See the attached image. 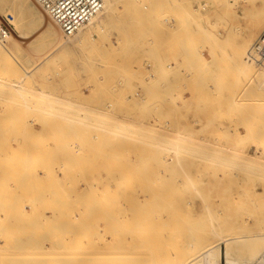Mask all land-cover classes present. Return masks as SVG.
<instances>
[{"label":"rangeland","instance_id":"1","mask_svg":"<svg viewBox=\"0 0 264 264\" xmlns=\"http://www.w3.org/2000/svg\"><path fill=\"white\" fill-rule=\"evenodd\" d=\"M116 1L83 41L0 0V264H180L207 234L264 264V85L233 59L264 0Z\"/></svg>","mask_w":264,"mask_h":264},{"label":"bare ground","instance_id":"2","mask_svg":"<svg viewBox=\"0 0 264 264\" xmlns=\"http://www.w3.org/2000/svg\"><path fill=\"white\" fill-rule=\"evenodd\" d=\"M121 1V0H120ZM182 1V0H181ZM103 2V7L102 9L96 14L94 15L89 22L85 23L77 32L75 35H77L78 33H81V31L83 29H86V27H89V25H95L96 29H87L86 31H84V33L82 32L81 34V38L83 41H88L90 38H92V36L95 34V32L98 30V24H103L105 22L108 21V16L109 13H113L116 12V0H102ZM172 2V1H171ZM175 4V3H174ZM177 4V3H176ZM138 5V4H137ZM169 6V5H168ZM176 6V5H173ZM123 7V6H122ZM181 7V6H180ZM45 11V10H44ZM185 14V13H184ZM186 16V15H185ZM260 16L258 22L253 26V24L250 26V28L248 27V29L244 32L243 35H241L240 39L237 42V38H236V45H235V50H234V56L233 59L235 57L236 63L237 65V71L239 74H247L248 72L251 73L252 75H254L253 77H257L259 78L258 80H256V83H259L260 85H264V68L263 70H258L257 67L259 68L258 65H256L254 63V61H252L249 57V45L252 42V40L256 37L257 33L260 32V26H262L264 24V12H260V14L258 15ZM182 17V16H181ZM99 18H101V20H99ZM175 18V17H173ZM185 18V17H184ZM141 20V19H140ZM171 19H169L170 21ZM176 20V19H175ZM190 20V19H189ZM257 20V18H256ZM130 21V20H129ZM173 21V20H172ZM177 22V21H176ZM263 22V23H262ZM170 23V22H169ZM178 23V22H177ZM176 23V27L177 24ZM186 23V22H185ZM194 23V22H193ZM172 24V23H171ZM15 25L16 27L18 26L17 21H15ZM229 25V24H228ZM264 26V25H263ZM227 27V26H226ZM18 28V27H17ZM60 28V27H59ZM172 28H174L172 26ZM205 28V27H204ZM229 28V27H228ZM262 28V27H261ZM61 29V28H60ZM202 29V28H201ZM192 30V29H191ZM203 30V29H202ZM226 30V29H225ZM259 30V31H258ZM170 31V30H169ZM172 31V29H171ZM177 31V30H175ZM184 31V30H183ZM187 31V30H186ZM264 31V30H263ZM262 31V32H263ZM63 32V31H62ZM261 32V33H262ZM172 33V32H171ZM174 33V32H173ZM176 33V32H175ZM64 34V33H63ZM259 34V33H258ZM74 35V36H75ZM173 35V34H172ZM9 36V35H8ZM8 36L6 38H8ZM174 36H176V34H174ZM73 37V36H72ZM6 38H0V42H2L0 44V67L3 68V70L5 71L4 74H6L8 71L11 72V74H15L17 72V66H18V60L14 57V55L10 52L9 48L7 46H4L3 41ZM69 38V37H68ZM185 38V37H184ZM184 38L182 40H184ZM4 39V40H3ZM180 39V38H179ZM235 39V37H234ZM185 41V40H184ZM3 44V45H2ZM180 44L181 41H180ZM188 44V43H187ZM235 44V43H234ZM183 46V45H182ZM182 46L180 47V49L182 48ZM187 46V45H186ZM57 47H61V45H58ZM56 47V48H57ZM184 48V46H183ZM186 51V50H185ZM176 52V51H175ZM229 55H232L231 52H228ZM226 53V55L228 54ZM233 53V52H232ZM228 55V56H229ZM59 55H55L53 56V59H57ZM182 56V55H181ZM173 59V58H172ZM54 61V60H53ZM234 61V60H233ZM52 63V61L50 63H48L47 65H50ZM235 63V64H236ZM20 65V64H19ZM172 66V65H171ZM235 68V70H236ZM2 70V71H3ZM2 73V72H1ZM0 73V74H1ZM18 73V72H17ZM3 74V75H4ZM8 74V73H7ZM6 74V75H7ZM13 74V75H14ZM30 74V73H29ZM4 75V77L6 76ZM18 76V74H17ZM238 76V75H237ZM7 77V76H6ZM12 77V75H11ZM240 77V76H239ZM238 77V78H239ZM232 78V77H231ZM239 80V79H238ZM241 80V79H240ZM244 81V80H243ZM17 84V83H16ZM233 84V83H232ZM0 85H5L4 81H0ZM11 85V84H10ZM18 86V85H16ZM15 86V87H16ZM20 87V86H19ZM18 87V88H19ZM26 89V88H25ZM12 132V131H11ZM1 140V139H0ZM29 149V148H28ZM27 149V150H28ZM18 165V164H17ZM37 165V164H36ZM35 166V165H34ZM50 167V166H49ZM13 174V173H12ZM6 176V175H5ZM3 196V195H2ZM14 201V200H13ZM13 204V203H12ZM9 213V212H8ZM14 214V213H13ZM243 229V228H241ZM246 230V229H245ZM231 231V230H230ZM77 232V231H76ZM227 232V231H226ZM240 232V231H239ZM88 233V232H87ZM213 233V232H212ZM263 234V233H262ZM201 236V235H200ZM213 237V235H211ZM194 237V236H193ZM192 237V238H193ZM210 235H205V236H201L199 238H193L190 239L192 240L191 243H187L189 245L190 248V253L188 254V256L185 258V260L180 261V264H221V262L225 264H239L238 263V259L234 256V247L231 243V241L233 240H243L244 241L246 239H253L254 236L251 235H235V236H231V235H224V236H220V241L216 244H213V241H211ZM1 239V238H0ZM46 239V238H45ZM213 240V239H212ZM247 241V240H246ZM83 243V242H82ZM220 243H225V248H221ZM42 244V243H41ZM178 244V243H177ZM235 245V244H234ZM70 246V245H69ZM236 246V245H235ZM241 246V245H240ZM42 247V245H41ZM187 249V247H186ZM239 249V248H238ZM69 250V249H68ZM73 251V250H72ZM86 251V250H85ZM187 254V253H186ZM4 256V255H2ZM13 256V255H12ZM10 257V256H8ZM2 258V257H1ZM176 260H178L177 257H175ZM179 263V262H177ZM223 263V264H224ZM260 263V262H259ZM258 263V264H259ZM243 264H254L253 261H247L244 260Z\"/></svg>","mask_w":264,"mask_h":264},{"label":"built area","instance_id":"3","mask_svg":"<svg viewBox=\"0 0 264 264\" xmlns=\"http://www.w3.org/2000/svg\"><path fill=\"white\" fill-rule=\"evenodd\" d=\"M61 28L66 37H72L103 7L102 0H35ZM10 34L8 27L0 24V38ZM249 57L264 68V31L253 41Z\"/></svg>","mask_w":264,"mask_h":264}]
</instances>
